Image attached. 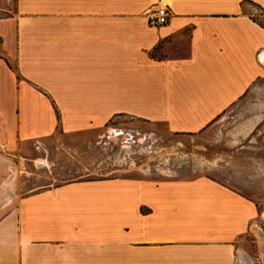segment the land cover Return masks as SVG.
Returning a JSON list of instances; mask_svg holds the SVG:
<instances>
[{
  "label": "crops",
  "instance_id": "1",
  "mask_svg": "<svg viewBox=\"0 0 264 264\" xmlns=\"http://www.w3.org/2000/svg\"><path fill=\"white\" fill-rule=\"evenodd\" d=\"M155 2L13 0L0 18V264L250 263L233 259L256 207L209 178L36 175L71 154L57 135L198 134L264 83V0H171L152 29Z\"/></svg>",
  "mask_w": 264,
  "mask_h": 264
},
{
  "label": "rangeland",
  "instance_id": "2",
  "mask_svg": "<svg viewBox=\"0 0 264 264\" xmlns=\"http://www.w3.org/2000/svg\"><path fill=\"white\" fill-rule=\"evenodd\" d=\"M12 2L0 0V18L13 12ZM158 56L153 53V57ZM127 122L115 121L119 127L109 131V138L100 135L67 139L57 135L52 144L67 148L71 157L51 154L55 163L50 164V170H35L36 175L54 177L58 182L80 178H209L256 207L248 233L237 243L233 263L243 255L249 264H264V83H256L198 134H170L163 125L126 129ZM27 185L25 188H35Z\"/></svg>",
  "mask_w": 264,
  "mask_h": 264
},
{
  "label": "built area",
  "instance_id": "3",
  "mask_svg": "<svg viewBox=\"0 0 264 264\" xmlns=\"http://www.w3.org/2000/svg\"><path fill=\"white\" fill-rule=\"evenodd\" d=\"M170 1L171 0H156L149 11L145 14L148 27L159 29L168 23L171 16V8L169 6Z\"/></svg>",
  "mask_w": 264,
  "mask_h": 264
},
{
  "label": "bare ground",
  "instance_id": "4",
  "mask_svg": "<svg viewBox=\"0 0 264 264\" xmlns=\"http://www.w3.org/2000/svg\"><path fill=\"white\" fill-rule=\"evenodd\" d=\"M253 231L256 233L255 229H253Z\"/></svg>",
  "mask_w": 264,
  "mask_h": 264
}]
</instances>
